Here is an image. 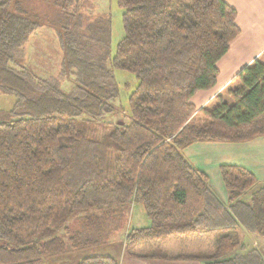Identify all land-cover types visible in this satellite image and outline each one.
<instances>
[{
	"label": "trees",
	"instance_id": "1",
	"mask_svg": "<svg viewBox=\"0 0 264 264\" xmlns=\"http://www.w3.org/2000/svg\"><path fill=\"white\" fill-rule=\"evenodd\" d=\"M118 4L124 37L109 60L111 23L90 15L91 0H0V94L17 96L15 109L0 113V264H55L71 251L86 253L76 264H120L94 249L106 240L108 219L134 203L144 205L151 225L129 230L126 250L217 234L213 253L174 259L264 264V254L237 235L264 238V185L246 168L222 165L223 200L183 152L197 142L264 137V52L227 97L197 110L192 97L216 86L217 64L241 34L237 10L225 0ZM43 26L54 29L63 54L60 72L48 79L27 67L25 52ZM112 69L138 79L124 125L109 120L118 112ZM76 219L83 224L72 231Z\"/></svg>",
	"mask_w": 264,
	"mask_h": 264
},
{
	"label": "crops",
	"instance_id": "2",
	"mask_svg": "<svg viewBox=\"0 0 264 264\" xmlns=\"http://www.w3.org/2000/svg\"><path fill=\"white\" fill-rule=\"evenodd\" d=\"M225 1L237 10V24L241 29V34L231 43L229 52L217 64L219 77L216 86L210 90L199 91L192 97L191 103L197 110L213 105L217 96H225L230 88L238 86L236 76L243 68L250 66L256 59H259L264 52V0ZM27 58L26 53V60ZM183 152L194 166L208 174L210 181L213 175L222 178L220 166L233 165L246 168L254 174L260 185H264V137L243 143L197 142L184 149ZM216 182L219 191H216L215 184L211 182V185L214 184L213 189L221 199L226 200L228 193L227 190H224L223 180L219 179ZM133 219L135 229L146 228L151 225V222L149 224V218L145 216V211L138 213L135 218L133 214ZM210 236L213 235L175 236L162 243H139L130 250H125L120 264H206L203 260H177L174 257L194 253L203 254L207 251V254H210L212 250H210V244L212 243ZM252 237L251 234L246 233L239 236L243 245L249 249L248 238ZM194 238L207 244L206 248L192 250L193 245H190L185 248L183 253L175 251L177 245L180 244L178 243L179 240L181 243L188 241L187 244H190V241H194ZM239 252L242 253L240 250L237 251V253ZM113 254L116 255L117 253Z\"/></svg>",
	"mask_w": 264,
	"mask_h": 264
},
{
	"label": "rangeland",
	"instance_id": "3",
	"mask_svg": "<svg viewBox=\"0 0 264 264\" xmlns=\"http://www.w3.org/2000/svg\"><path fill=\"white\" fill-rule=\"evenodd\" d=\"M93 4H95L96 8H94L93 13L90 15H106V18L110 20V43H109V60L114 57L116 52L118 43L124 37V26H123V9L119 6L118 0H91ZM30 5L33 9L38 11H42L46 14H53L55 11L52 8L46 9V5L39 2L36 3L34 1H30ZM25 52L27 53V67L35 72L39 77L48 79L52 77H57L59 73V69L61 68V61L63 59V54L59 48V43L53 28L48 26H43L37 29L28 39L27 43L25 44ZM114 81L118 90V96L116 98L115 105L117 107L118 112L114 115L109 117V120L114 121L116 123H121L124 125L129 122L128 113H130L129 107V96L131 92L135 89L138 83V79L134 74L123 70L112 69ZM74 78L70 77L68 80L64 81L63 89L65 91H70ZM239 84V82H237ZM225 97H227L225 95ZM17 103V96L16 95H7V94H0V113H8L10 114L16 106ZM107 121V118L105 119ZM108 122V121H107ZM98 130L96 131L97 136H102L104 134V130L101 126L96 127ZM222 180L220 177L212 176V180L210 182L214 183L216 191H219V187L217 185V180ZM211 183V184H212ZM212 185V186H213ZM225 186V185H224ZM224 190L226 188L224 187ZM135 206V207H134ZM145 211L144 205L140 203H134L128 205V207L124 210V212L119 216V218L115 219L109 218L108 222L106 223V240H104L103 244L100 245L98 248L94 249L95 253H117L116 258L118 259L119 263H121V258L126 250L125 248V239L127 232L129 230L135 229V221H133V214L134 218L138 213H142ZM100 213V211L98 212ZM145 216L146 212H145ZM148 218V217H147ZM149 220V219H148ZM83 222L81 219H76L70 225L73 230L80 229ZM150 224V220H149ZM249 234L245 230H240L237 235L243 236L244 234ZM255 237L254 239L248 238V246L250 249H255L258 252L264 253V238H260L258 236L252 235ZM217 234L210 236L211 244L210 250L211 253L214 252L215 247V239L217 238ZM257 242V243H256ZM177 248L173 247L175 251L183 253L185 248L193 245L191 248L192 250L198 248H206L204 242L200 239L194 238V241H190V244H187L188 241L185 243H181L180 240L178 241ZM147 244V243H145ZM243 244V243H242ZM247 247V246H246ZM263 247V248H262ZM209 250V251H210ZM93 251V250H92ZM153 252V251H151ZM207 252L201 253H194L192 255H202L207 256ZM86 255L85 252L82 253H75L74 251L69 252L68 255L64 256L63 258L57 259L55 264H76L78 263L83 257ZM184 256V255H183ZM180 257V256H178ZM48 260V259H47ZM44 264H50L48 261L44 262Z\"/></svg>",
	"mask_w": 264,
	"mask_h": 264
}]
</instances>
